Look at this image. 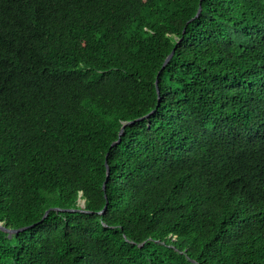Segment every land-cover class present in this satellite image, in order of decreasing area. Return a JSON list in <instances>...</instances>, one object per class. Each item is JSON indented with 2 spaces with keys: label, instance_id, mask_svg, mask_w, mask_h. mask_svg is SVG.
Segmentation results:
<instances>
[{
  "label": "trees",
  "instance_id": "1",
  "mask_svg": "<svg viewBox=\"0 0 264 264\" xmlns=\"http://www.w3.org/2000/svg\"><path fill=\"white\" fill-rule=\"evenodd\" d=\"M0 223V264H264V0H0Z\"/></svg>",
  "mask_w": 264,
  "mask_h": 264
},
{
  "label": "water",
  "instance_id": "2",
  "mask_svg": "<svg viewBox=\"0 0 264 264\" xmlns=\"http://www.w3.org/2000/svg\"><path fill=\"white\" fill-rule=\"evenodd\" d=\"M200 11H201V7L198 9V12H197V15H196V16H198V15L200 14ZM172 55H173V52L168 56V58L166 59V61H165L164 64H167V63H168V61L170 60V58H171ZM152 112H153V111H151L150 113H148L147 115H145V116H143V117H139V118H137V119H135V120H131V121H128L127 123H125V124L122 126V128H121L120 136L124 133V130H125V127H126L127 124H130V123L135 122V121H137V120H142V119L148 117L149 115H151ZM119 141H120V139H119L118 141L114 142L113 145L116 144V143L119 142ZM109 175H110V168H109V165L107 164V178L109 177ZM103 187H104V188L106 187V181L104 182ZM84 202H85V200H83V203L81 204V207H80L79 209L76 208V209H67V210H73V211L81 210V211H82L83 208H84V206H85V203H84ZM53 209L61 210V208H58V207H57V208H56V207H53V208H49V209H47L46 212H45V214H44V216H43V218L41 219V221H43V220L47 217V215L49 214V212H50L51 210H53ZM102 212H103V211H101V213H102ZM28 228H29V226H25V227H22V228H20V229H12V228H7V227H5L2 223H0V229L3 230V231H5L6 233H8V236H9V237H13L14 234H16V233H18V232H20V231H24V230H26V229H28Z\"/></svg>",
  "mask_w": 264,
  "mask_h": 264
}]
</instances>
